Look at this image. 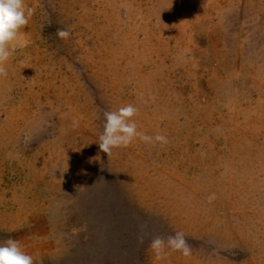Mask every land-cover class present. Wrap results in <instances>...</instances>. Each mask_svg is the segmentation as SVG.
Returning <instances> with one entry per match:
<instances>
[{
    "label": "rangeland",
    "instance_id": "1",
    "mask_svg": "<svg viewBox=\"0 0 264 264\" xmlns=\"http://www.w3.org/2000/svg\"><path fill=\"white\" fill-rule=\"evenodd\" d=\"M24 2L0 78V242L34 264H264V0ZM127 104L167 143L106 156L104 112ZM175 232L190 256L156 261L149 241Z\"/></svg>",
    "mask_w": 264,
    "mask_h": 264
},
{
    "label": "clouds",
    "instance_id": "2",
    "mask_svg": "<svg viewBox=\"0 0 264 264\" xmlns=\"http://www.w3.org/2000/svg\"><path fill=\"white\" fill-rule=\"evenodd\" d=\"M33 13L34 9L27 6L24 0H0V78L7 75L5 65L12 52L11 46ZM70 35L66 28L56 31V36L61 40H67ZM137 112L138 109L132 104L104 112L103 131L97 144L100 152L110 156L114 149L126 148L136 140L146 144L167 143V137L163 134L147 135L137 130L134 120ZM77 124V121H73V127ZM137 239L138 243L143 244V235ZM148 248L156 261L166 260L169 252H179L184 257L191 254L183 232H175L166 238L155 236L149 241ZM0 264H34V261L31 255L23 251L19 241L9 237L0 242Z\"/></svg>",
    "mask_w": 264,
    "mask_h": 264
}]
</instances>
